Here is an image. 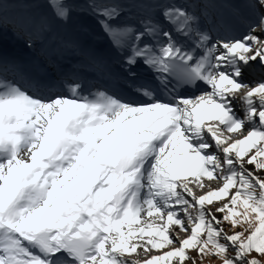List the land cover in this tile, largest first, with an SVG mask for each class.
<instances>
[{"label":"snow or ice","instance_id":"obj_1","mask_svg":"<svg viewBox=\"0 0 264 264\" xmlns=\"http://www.w3.org/2000/svg\"><path fill=\"white\" fill-rule=\"evenodd\" d=\"M210 2L89 4L167 95L33 91L0 49V264H264V0L213 25ZM46 7L13 24L29 48L74 11Z\"/></svg>","mask_w":264,"mask_h":264},{"label":"bare ground","instance_id":"obj_2","mask_svg":"<svg viewBox=\"0 0 264 264\" xmlns=\"http://www.w3.org/2000/svg\"><path fill=\"white\" fill-rule=\"evenodd\" d=\"M70 2L74 5L72 0H70ZM217 2L220 6L225 5L228 7L226 18H231V10L233 8H239L242 12H247V8L243 7L244 0H218ZM47 3L48 0H22V2L13 3L8 9L3 27L6 28L9 25V21L16 20L20 14L30 13L36 19V29L38 31L41 23V17L46 14H50V9L46 7ZM130 16L136 17L135 14L132 13H130ZM207 23L209 25H213L211 22ZM7 28L8 31L0 32V49L4 51L5 55L10 60H14L19 66L17 74H14L12 77L21 75L22 79L35 80L39 76L40 72V82L42 86L40 91L44 94H52L55 92L67 93V85L73 81L79 82L82 86H84L83 83L86 78H90V73H92L91 80L102 77L106 70V72H108V77H112L113 75H111L107 67L100 70L97 69L103 65H112V63L117 60L123 62V53H117L115 51L108 36L105 34L101 24L99 23V18L94 15L89 17L83 13L75 12L74 10L70 21L67 23H57L53 26L51 31L40 34L30 49L27 46L26 38L19 37L15 33L13 27ZM8 34H11L14 39L7 37ZM67 42H71L75 44V46L72 50L62 52L65 46L64 43ZM101 42L107 44L106 51L99 50ZM55 46L56 51L58 53L60 52L56 63L58 73H70L68 79H66L64 75L58 77L52 72L56 67L55 64H45L42 62V60L50 58L54 54L53 50ZM86 53L92 55V64H90L89 67H85L86 62L84 61L77 63L74 66L70 65L69 61L71 59H78L80 57L82 59V55H85ZM79 64H81V66H79ZM52 65L53 67L50 68ZM123 66L126 67L124 63ZM76 73H79V75L78 78L74 80V74ZM108 77L106 76L105 78L107 79ZM258 77H260L259 73H253L249 75L247 79L249 80V78ZM133 81H138L139 83L151 82L145 83L149 86L153 83L155 84L156 82L154 78L148 76L143 70L137 72V75L133 78L132 82ZM98 82L95 83L97 84ZM102 83L103 80L100 84H98V86ZM110 84V86H112L113 82ZM33 87L34 83L31 84V88ZM91 92L94 93L96 91L93 90ZM116 92L117 91L114 93ZM84 95H88V93L84 92ZM164 95H167V93L165 92ZM236 107L237 110H239L240 104L237 103ZM213 186H215V182H213Z\"/></svg>","mask_w":264,"mask_h":264},{"label":"rangeland","instance_id":"obj_3","mask_svg":"<svg viewBox=\"0 0 264 264\" xmlns=\"http://www.w3.org/2000/svg\"><path fill=\"white\" fill-rule=\"evenodd\" d=\"M119 1H121L122 3L128 2V0H119ZM72 2L74 3L73 7H74L75 12L83 13L84 15L89 16V17L93 16L92 14H90L91 9L89 8V4L92 3V0H72ZM131 13L135 14V16H136L135 11H132ZM132 19H134V18H132ZM258 79H260V77L249 78V81L258 80ZM192 255H195V253L193 252ZM189 264H190V262H189ZM213 264H215L214 261H213Z\"/></svg>","mask_w":264,"mask_h":264}]
</instances>
